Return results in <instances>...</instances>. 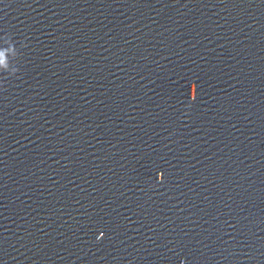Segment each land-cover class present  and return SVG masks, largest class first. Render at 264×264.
I'll return each instance as SVG.
<instances>
[{
  "label": "water",
  "instance_id": "water-1",
  "mask_svg": "<svg viewBox=\"0 0 264 264\" xmlns=\"http://www.w3.org/2000/svg\"><path fill=\"white\" fill-rule=\"evenodd\" d=\"M0 264H264V0H0Z\"/></svg>",
  "mask_w": 264,
  "mask_h": 264
}]
</instances>
